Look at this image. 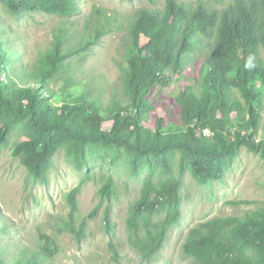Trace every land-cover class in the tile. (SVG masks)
Wrapping results in <instances>:
<instances>
[{
    "label": "trees",
    "instance_id": "16d2710c",
    "mask_svg": "<svg viewBox=\"0 0 264 264\" xmlns=\"http://www.w3.org/2000/svg\"><path fill=\"white\" fill-rule=\"evenodd\" d=\"M137 1L147 5L128 13L96 6L78 23L70 20L81 14L78 0H0L13 16L59 18L46 48L18 66L17 51L0 38V152L9 147L29 180L41 185L59 152L84 169L65 193L68 213L59 230L82 240L105 202L103 231L116 264L125 245L140 264L156 261L181 220L185 175L199 185L220 181L242 149L264 165V0ZM114 32L122 34V46L110 84L83 62ZM197 64L199 75L169 106L159 104V88ZM94 158L142 176L124 218V241L110 219L116 184L108 171L91 169ZM88 181L97 183L98 202L82 214L79 195ZM262 195L242 214L191 227L181 245L188 264H264V189ZM6 235L0 216V264H57L58 244L49 235L40 232L36 247L18 249L1 240Z\"/></svg>",
    "mask_w": 264,
    "mask_h": 264
},
{
    "label": "rangeland",
    "instance_id": "374dc122",
    "mask_svg": "<svg viewBox=\"0 0 264 264\" xmlns=\"http://www.w3.org/2000/svg\"><path fill=\"white\" fill-rule=\"evenodd\" d=\"M162 1L159 0V4ZM140 5L147 3L137 0H78L81 14L70 20L81 23L96 6L128 13ZM58 24L59 18L41 12L13 16L0 2V38L7 39L9 45L17 51L19 57L12 60L16 66L19 60H31L38 50L46 48ZM121 35L114 32L102 37L99 44L92 47V54L85 57L83 68L100 76L98 78L101 81L114 83L118 76L114 58L122 46ZM199 73L200 65L197 64L194 70H185L181 77L175 75L169 86L159 88L155 98L159 104L169 106L172 95L188 83V78L192 75L197 77ZM152 124L148 122L147 126L152 127ZM205 134L209 136L211 131L207 129ZM90 166L95 171H100V168L112 174L117 196L109 201L110 219L115 223L117 238L124 241V218L130 203L138 196L142 176L133 177L125 165H109L98 158L92 159ZM85 172L84 169L75 168L64 153L59 152L53 158L48 183L41 185L29 180L26 169L17 158L12 157L9 147L3 149L0 152V216L7 235L1 236V240L13 249L26 246L32 248L39 243V234L42 232L58 244L57 264H116L111 259L108 236L103 231L105 202L100 204L97 214L89 221L82 240L77 241L59 230L68 213L65 193L78 184ZM183 181L180 191L181 220L171 229L158 258L152 264H188V258L181 254V245L191 227L213 216L239 215L255 208L263 198L264 165L256 154L242 149L222 180L199 185L189 175H185ZM96 189L97 183L94 181H88L82 187L79 195L82 214L98 202ZM239 200L250 203L235 206L227 203ZM120 255V263L117 264H140L138 257L126 245L120 249Z\"/></svg>",
    "mask_w": 264,
    "mask_h": 264
}]
</instances>
